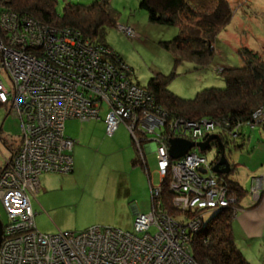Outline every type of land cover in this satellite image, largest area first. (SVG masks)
I'll return each instance as SVG.
<instances>
[{"label": "built area", "instance_id": "1", "mask_svg": "<svg viewBox=\"0 0 264 264\" xmlns=\"http://www.w3.org/2000/svg\"><path fill=\"white\" fill-rule=\"evenodd\" d=\"M7 1L0 0V105L19 118L21 140L0 170V201L7 216L0 264H198L191 244L208 220L204 216L230 206L235 197L195 147L171 158L169 140L199 142L210 134L227 138L241 125H259L264 111L235 124L173 116L127 78L109 48L95 46L69 27L20 16ZM120 29L133 33L129 27ZM103 108L108 135L122 123L142 158L144 146L154 148L161 179L149 185L150 211L136 213L128 230L102 225L55 233L37 230L30 195L39 187V176L72 170L75 141L64 134L65 120H96ZM164 179L173 213L161 194ZM262 183L261 177L251 181L254 200Z\"/></svg>", "mask_w": 264, "mask_h": 264}, {"label": "rangeland", "instance_id": "2", "mask_svg": "<svg viewBox=\"0 0 264 264\" xmlns=\"http://www.w3.org/2000/svg\"><path fill=\"white\" fill-rule=\"evenodd\" d=\"M92 1L94 0H56L55 12L61 16L66 2H80L88 5ZM211 1L200 0L196 5H207L210 9L213 6ZM227 2L232 16L218 31L213 44L214 55L203 68H197L192 62L186 60L177 65L174 64V53L165 49L163 44L178 33V27L150 23L146 11L139 6L140 0H110L111 6L116 10V25L105 29L104 41L131 69L132 79L140 85H146L156 73L168 74L175 70L177 75L168 85V89L182 98H192L197 91L208 87L224 88L225 82L219 73L223 71L224 65H243L237 52L240 47L246 46L259 53L264 52V0H227ZM189 24L190 20H186L182 27L185 28ZM121 26L133 29L132 35H127L120 29ZM7 109L8 106L0 105V137L3 132L8 134L10 144L17 149L21 140L20 121L14 113H8ZM103 114L102 109L100 116L102 117ZM242 128L250 137L247 145L246 135L240 137L238 133L236 135L232 133L225 139L220 138L222 142L227 140V143H224V153L230 166L232 162L238 161L242 164L246 163L247 158L252 160V154L256 150L255 156H257L258 149L262 150L260 153L264 155V147L260 145L261 142L264 143V131H261L259 126L251 129L248 125H241L239 130ZM64 133L78 140L71 152L75 169L70 173L49 172L39 176L41 192L36 197L30 196L32 208L35 210V227L39 231L46 232L40 228V225L47 220L50 222L54 220L56 224L53 225L56 229L52 231L83 230L92 225L131 229L132 217L129 213L127 215V206L130 208L137 196L143 197L142 199L150 205L149 184L155 186L160 183L161 177L157 170L155 153L146 154L151 178L149 182L145 170L140 166L134 169L130 163V159L133 156L138 157L139 152L135 150L136 144L128 131L120 128L109 136L105 129L93 128L86 122L68 119L64 123ZM149 137L154 135L150 134ZM214 142L216 140H210L208 147L202 152L196 146L192 148L205 155L212 166L219 161L222 152H217ZM236 142L242 146L237 147ZM0 149L4 150L2 143H0ZM216 152L219 157L215 156ZM215 157L216 160H214ZM0 160L2 161L1 152ZM262 168L264 169V166ZM232 171V166L228 173L212 170L222 181L224 179L228 182L230 194L233 196L229 178ZM255 177L261 176H254L251 179ZM108 186L116 188L117 192L123 190L120 197L113 199V197L100 196L99 193ZM129 186L132 195L126 191ZM248 192L250 194V189ZM161 194L166 200L163 192ZM250 196L252 197L251 194ZM167 209L173 213L174 209L170 207ZM43 212L45 217H39ZM212 213L207 212L203 221ZM0 219L3 224L7 223V216L1 202Z\"/></svg>", "mask_w": 264, "mask_h": 264}, {"label": "trees", "instance_id": "3", "mask_svg": "<svg viewBox=\"0 0 264 264\" xmlns=\"http://www.w3.org/2000/svg\"><path fill=\"white\" fill-rule=\"evenodd\" d=\"M198 1L140 0L139 6L146 11L150 23L178 27V33L163 44L165 49L174 53L175 65L186 60L197 68L205 67L214 55L213 44L218 31L232 16L227 0H212L213 6L210 9L207 5H196ZM7 3L9 9L20 16L31 17L50 27H69L95 46L109 48L127 78L149 91L155 104L167 108L173 116L185 119H226L235 124L237 121L250 120L255 110L264 111V52L240 47L237 52L243 65H224L223 71L219 73L225 82L224 88L208 87L197 91L192 98H182L168 89L177 75L175 70L168 74L156 73L146 85H140L132 79L131 69L122 58L105 43V29L116 25V10L110 0H94L88 5L66 2L61 16L55 12L56 0H8ZM186 20H190V24L184 28L182 26ZM257 126L264 130V121ZM238 133L240 137L246 134L243 128ZM222 143L225 147L227 140ZM214 145L217 152H221L217 141ZM235 145L242 146L238 142ZM217 152L215 156L219 157ZM135 161L140 162L141 157L136 156ZM230 183L234 196L242 195L241 186ZM161 186L166 198L165 204L172 209L171 194L165 179ZM232 213V204L217 209L199 229L191 244L192 254L198 264H251L235 246L231 231Z\"/></svg>", "mask_w": 264, "mask_h": 264}, {"label": "crops", "instance_id": "4", "mask_svg": "<svg viewBox=\"0 0 264 264\" xmlns=\"http://www.w3.org/2000/svg\"><path fill=\"white\" fill-rule=\"evenodd\" d=\"M103 111H104L103 116L102 117L100 116V118L97 120H85V121H80L78 119H76V120H78L80 122H86L87 125H92L93 128H99L102 130H104V129L106 130V124H105V120H104L105 115H106L105 108H103ZM8 113H13V112L8 110ZM69 119H75V118H69ZM67 120H65V122ZM19 127H20V125H19ZM120 128L128 131L127 128L125 127V125L121 123L117 126V128L114 130V132L111 135H113L115 132H117V130ZM259 128L261 129V131H264L261 127H259ZM245 135L247 136V140H246V145H247L249 140H250V137L248 134H245ZM1 136L2 137H0V143H2L4 145V150H6V151L0 149L1 157H2V161L0 160V170L3 168V166L6 164V162L11 159L13 152L16 150L15 147H13V145L10 144V142H9L10 137L8 134L3 132V135H1ZM65 136H67V135L65 134ZM67 137H69V136H67ZM69 138H71V137H69ZM71 139H73V138H71ZM73 140L75 142L73 144L72 149L75 148V143L76 144L78 143V140H76V139H73ZM260 145H263V147H264L263 142H261ZM133 146H135V144H133ZM134 148L138 152L137 147L135 146ZM256 149H258V147H256ZM129 150H130V148H129ZM255 151L252 154V160H249V158H247L246 163L239 164V162L237 161V163L232 162V164H231L233 171H232V173H230V176H229L230 181L232 183L238 184L239 186H241L243 191H245L244 193H242V195L235 197V199L232 203L233 213H232V220H231V231L233 234L235 246L244 255L246 260L251 264H264V169L262 168L264 166L263 165L264 164V155L262 153H260V151H262V150L258 149V151H259L258 155L255 156ZM71 152H72V150H71ZM130 152H131V150H130ZM150 152L155 153L153 146L152 145H146V146H144V149H143V158L139 153V157H141L140 162L135 161L136 156H133L130 159V163L134 169H138V166H140L142 169L145 170V172L147 174V179L149 182H150L151 178H150V174H149L148 166H147V162H146V154L150 153ZM131 154H132V152H131ZM155 156H156V154H155ZM254 160H257V161L254 162ZM72 161H73V157H72ZM74 166H76V165L74 164ZM74 169L75 168H73V166H72V170L70 172L74 171ZM70 172H68V173H70ZM45 173H49V172H45ZM53 173H55V172H53ZM141 175H142V173H141ZM254 176H261L262 182H263L262 183V191L260 192L259 198L256 200H254L248 192L250 189V186H251V181H252L251 178ZM143 182H145L144 179H143ZM125 189H126V187H125ZM122 191L118 190V192H117L116 188H111L110 186H108V188H104V190L101 191L99 193V195L100 196L102 195V197H104V198L113 197V199H115V197H117V196L120 197ZM126 191H129V193L132 195V190H131L130 186L128 187V189H126ZM40 192H41V186H40V181H39L38 189L34 193H32L30 196L36 197V195L39 194ZM145 194H147V193H145ZM142 198H139L137 196V198H135V200H136L135 203L130 208H129V206H127V208H128L127 215L129 213V216L132 217V221H133V217L136 213H147L150 210L149 209L147 211V209L149 208V206H151V204L148 205V203L145 202ZM30 204H31V201H30ZM33 212L35 213L34 209H33ZM39 217L44 218L45 213L44 212L41 213V215H39ZM33 220H34V217H33ZM54 223L56 224V222L54 220H52L51 222L48 220L45 221V223L40 225V228L46 232H43L41 230L40 231L43 233H55L57 231H63V230L52 231V230L56 229L53 225ZM34 224H35V220H34ZM35 226H36V224H35ZM102 226H104V225H102ZM36 229H37V227H36ZM123 230H128V229H123ZM49 231H51V232H49ZM69 231H72V230H69ZM75 231H79V230H75Z\"/></svg>", "mask_w": 264, "mask_h": 264}, {"label": "water", "instance_id": "5", "mask_svg": "<svg viewBox=\"0 0 264 264\" xmlns=\"http://www.w3.org/2000/svg\"><path fill=\"white\" fill-rule=\"evenodd\" d=\"M210 140H216L222 151L219 161L212 166V170L219 173H228L231 168L230 162L225 156L224 145L217 134L209 135L208 138L203 142H194L183 138H171L169 140L168 154L171 158H179L195 146L198 147L199 151L202 152L208 147V143ZM2 229L3 223L0 219V242L2 239Z\"/></svg>", "mask_w": 264, "mask_h": 264}]
</instances>
